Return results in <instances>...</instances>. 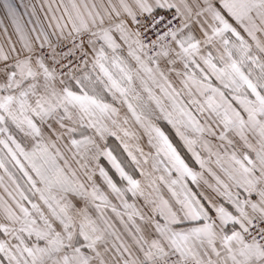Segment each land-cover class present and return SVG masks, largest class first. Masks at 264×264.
Instances as JSON below:
<instances>
[{"label":"snow or ice","instance_id":"snow-or-ice-1","mask_svg":"<svg viewBox=\"0 0 264 264\" xmlns=\"http://www.w3.org/2000/svg\"><path fill=\"white\" fill-rule=\"evenodd\" d=\"M0 264H264V0H0Z\"/></svg>","mask_w":264,"mask_h":264}]
</instances>
